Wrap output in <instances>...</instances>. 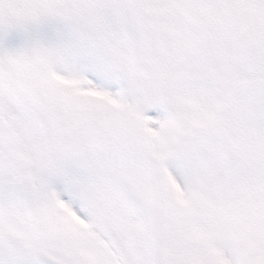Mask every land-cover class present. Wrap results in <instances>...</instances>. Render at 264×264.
<instances>
[{
	"label": "snow or ice",
	"instance_id": "obj_1",
	"mask_svg": "<svg viewBox=\"0 0 264 264\" xmlns=\"http://www.w3.org/2000/svg\"><path fill=\"white\" fill-rule=\"evenodd\" d=\"M0 264H264V0H0Z\"/></svg>",
	"mask_w": 264,
	"mask_h": 264
}]
</instances>
